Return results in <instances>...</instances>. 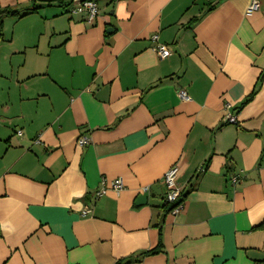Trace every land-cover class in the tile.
<instances>
[{
    "label": "crops",
    "instance_id": "crops-1",
    "mask_svg": "<svg viewBox=\"0 0 264 264\" xmlns=\"http://www.w3.org/2000/svg\"><path fill=\"white\" fill-rule=\"evenodd\" d=\"M79 1L0 0V264H264V0Z\"/></svg>",
    "mask_w": 264,
    "mask_h": 264
},
{
    "label": "built area",
    "instance_id": "built-area-1",
    "mask_svg": "<svg viewBox=\"0 0 264 264\" xmlns=\"http://www.w3.org/2000/svg\"><path fill=\"white\" fill-rule=\"evenodd\" d=\"M259 0H251L248 8L246 9L247 14H251L258 10ZM73 15L82 14L85 16L87 23L92 24L98 15V8L94 1L90 0H80L77 6L70 10ZM152 40L156 42L154 50L159 59H165L170 55V51L167 46L157 43L156 37H152ZM178 97L181 100H188V97L183 91L178 93ZM224 121L228 124L234 125L236 123L235 117L227 111V106L225 107ZM19 134V132L17 133ZM89 143V139L85 136L78 138L77 145L80 147L86 146ZM178 175V167L176 165L172 166L163 176V185L165 187V198L164 201L167 204L175 203L180 197V190L176 186V178ZM237 177H231L230 182L232 185L237 183ZM100 188L95 192V198L98 199L107 194L108 191L120 192L123 190L124 186L121 179H114L108 183L101 181ZM148 188H143L142 191L146 192ZM180 206L175 207L171 212H177Z\"/></svg>",
    "mask_w": 264,
    "mask_h": 264
},
{
    "label": "trees",
    "instance_id": "trees-1",
    "mask_svg": "<svg viewBox=\"0 0 264 264\" xmlns=\"http://www.w3.org/2000/svg\"><path fill=\"white\" fill-rule=\"evenodd\" d=\"M90 1H95V0H90ZM32 10H36V8H33ZM7 16H19V14L16 11H12L9 9L0 10V41L2 40V33H1L2 22H1V20H2V18L7 17ZM263 77H264V69L262 70V73H261L259 79L261 80V79H263ZM260 80H258V82H260ZM254 93H255V91H253L252 94L250 96H248L246 98V100H244L243 104H245L247 101H249L251 99V97L254 95ZM183 201H184V197H183V195L180 194V197L178 198V200L175 203H173V204L165 203L164 204L165 212H171L175 207L182 205ZM257 228H264V222L261 225H259ZM161 252H162V246H161V242L159 240L156 248L142 253L140 257L152 256V255H155V254H158ZM128 263H129V261L125 260V261L116 262L115 264H128Z\"/></svg>",
    "mask_w": 264,
    "mask_h": 264
},
{
    "label": "water",
    "instance_id": "water-1",
    "mask_svg": "<svg viewBox=\"0 0 264 264\" xmlns=\"http://www.w3.org/2000/svg\"><path fill=\"white\" fill-rule=\"evenodd\" d=\"M145 203V198L143 196H139L137 199H136V205H142Z\"/></svg>",
    "mask_w": 264,
    "mask_h": 264
}]
</instances>
